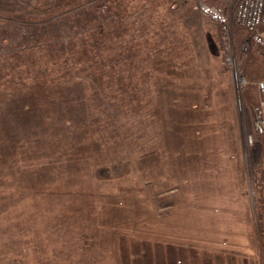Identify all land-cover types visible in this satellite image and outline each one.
<instances>
[{"label": "rangeland", "instance_id": "374dc122", "mask_svg": "<svg viewBox=\"0 0 264 264\" xmlns=\"http://www.w3.org/2000/svg\"><path fill=\"white\" fill-rule=\"evenodd\" d=\"M236 2L0 0V264H262Z\"/></svg>", "mask_w": 264, "mask_h": 264}, {"label": "built area", "instance_id": "2783aa9c", "mask_svg": "<svg viewBox=\"0 0 264 264\" xmlns=\"http://www.w3.org/2000/svg\"><path fill=\"white\" fill-rule=\"evenodd\" d=\"M194 8L217 22L223 31H225L224 37L226 38L227 36L228 40L226 27L227 20L224 11L220 7L198 2ZM234 13L238 25L250 35L251 42L264 50V0H237ZM228 49L231 50V48ZM230 50L225 54V63L227 64V67L234 68L235 61L233 60ZM238 81L242 87L248 85V81L242 76ZM257 90L260 98L258 103L254 106V134L262 135L264 134V81L257 82ZM245 140L247 141V145L250 146L254 144L255 138L252 135H248ZM252 185L255 189V193L257 192L260 198L259 217L262 224L261 231L264 236V169L262 177H259L258 175L255 177L252 176ZM259 256L260 260H262V264H264V249Z\"/></svg>", "mask_w": 264, "mask_h": 264}, {"label": "trees", "instance_id": "16d2710c", "mask_svg": "<svg viewBox=\"0 0 264 264\" xmlns=\"http://www.w3.org/2000/svg\"><path fill=\"white\" fill-rule=\"evenodd\" d=\"M63 53V52H62ZM64 62H66V56H64Z\"/></svg>", "mask_w": 264, "mask_h": 264}]
</instances>
